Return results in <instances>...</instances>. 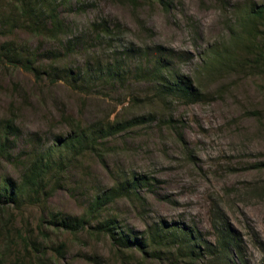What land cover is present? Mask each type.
Returning a JSON list of instances; mask_svg holds the SVG:
<instances>
[{
  "label": "rangeland",
  "instance_id": "1",
  "mask_svg": "<svg viewBox=\"0 0 264 264\" xmlns=\"http://www.w3.org/2000/svg\"><path fill=\"white\" fill-rule=\"evenodd\" d=\"M253 4L264 0H166L164 7L144 5L134 15L110 0H72L60 8L67 9L62 12L69 27L65 42L76 43L72 52L66 44L42 41L25 31H1L0 26V48L9 42L33 62L30 71L0 59V133L11 122L17 129L9 136L6 155H0V183H19L22 162L37 141L41 148H52L57 137L68 134L64 114L85 128L116 117L153 119L100 140L102 158L87 154L69 165L63 186L49 196L47 207L0 205V237L6 236L4 226L11 227L17 240L8 245L15 257L23 255L28 262L33 253L35 262L36 246L45 258L54 259L56 248L64 244L57 264H264V68L246 66L249 56L236 50L233 62L220 72L212 73L206 64L213 49L231 47L237 9ZM103 19L126 31L111 49L90 39L89 26ZM139 21L153 36L144 34ZM259 33L264 46V28ZM148 49L161 51L172 71L199 90L202 100L173 96L165 110L160 103L154 108L130 104L132 97L156 98V86L136 76L138 69L151 68V59L141 57ZM116 62L123 65V83L99 82L84 90L74 83L80 75L92 76ZM52 66L64 70L63 77L58 79ZM120 177L148 180L138 190L143 204L120 199L100 217L87 216L93 199ZM48 213H58L68 223L89 217L93 227L113 218L118 232L139 239L163 224L194 235L196 246L186 238L183 249L173 244L159 252L160 258L151 250L146 256L127 251V262L96 229L73 234L60 226L61 220L52 223ZM223 232L228 240L220 238ZM2 250L0 254L8 253Z\"/></svg>",
  "mask_w": 264,
  "mask_h": 264
},
{
  "label": "trees",
  "instance_id": "2",
  "mask_svg": "<svg viewBox=\"0 0 264 264\" xmlns=\"http://www.w3.org/2000/svg\"><path fill=\"white\" fill-rule=\"evenodd\" d=\"M72 0H0V11L9 10L6 16L0 13V26L1 31L3 28L6 30L25 31L33 36L40 38L42 41L55 42L59 45H65L67 50L73 51L74 46L71 41L65 42L66 32L69 30L68 24L62 16V12L67 9L68 4ZM114 4H119L130 8L135 15L141 7L147 6H165L166 0H110ZM239 18L236 24L231 26L232 31L229 38L231 47L227 49H213L208 53L206 63L208 70L212 73L220 72L228 68L235 59L233 50L237 53H243L249 57L245 58V65L253 68H264V46L259 43L261 39L260 31L264 28V4L263 5H249L244 9H237ZM140 22V21H139ZM140 28L144 34L153 36L152 31L148 30L143 22H140ZM125 29L119 23H112L103 19L102 21H95L89 26V35L92 43L108 44V49L116 46L125 35ZM1 36V35H0ZM76 44V43H75ZM73 47V48H72ZM232 48V49H230ZM256 51L252 53L253 51ZM129 53V51H128ZM142 58L151 59V68L138 69L136 76L140 79L147 80L152 85L156 86V98L152 100H142L140 98L132 97L130 104L136 106L144 105L145 107L154 108L155 104L164 107V110L169 104L168 100L173 101L172 97L176 96L187 102H198L204 97L199 90L193 89L190 84L179 76V73L172 71L170 65L164 60L162 52L159 50H149L141 52ZM0 59L6 60L10 63L20 64L30 70L33 62L25 57L24 52H18L9 42L3 43L0 48ZM237 60V59H236ZM250 62V63H249ZM235 63V62H234ZM243 65V67L245 66ZM53 74L59 75L58 79L63 77L64 70H57L52 66ZM70 77L71 74L69 73ZM37 78L39 76L35 74ZM126 75L123 70V65L120 62L116 64H106L104 67H99L97 72L92 75H80V79L74 80V83L79 84L82 90L92 87L99 82L106 85H116L123 83L126 80ZM78 82V83H77ZM93 82V83H92ZM63 124L69 129L65 137H57L54 140L52 148H41L40 141L34 145L31 152L27 154L23 165V173L21 180L18 184L9 183L5 181L0 183V205L9 204L13 206H22L28 203L30 206H43L47 207V200L54 191L61 188L64 182V175L69 165L76 162H82L87 154L100 155L99 141L105 140L108 137L115 136L124 130L134 128L150 122L153 119L146 116L136 117L134 119H120L116 117L113 121H107L106 124L102 123L98 126L85 128L81 121L75 119L70 115H63ZM172 118L167 120L166 124H171ZM17 131L13 123H8L4 130L0 133V155H6L7 147L9 145V136ZM121 178V179H120ZM119 181L103 193L95 197L88 208V215L91 219L98 218L104 214V209L108 205L114 204L117 200L126 199L132 204H143V199L139 193V186L141 184L147 185L148 180L145 178L120 177ZM153 181V180H152ZM5 208H2V210ZM49 214V213H48ZM51 222L55 223L60 221V226L73 234H79L85 227L89 229H96V234L105 236L109 239L111 246L114 248L117 257L120 259L126 257L127 262L131 257L126 256L127 251L137 250L146 256L151 250L154 257L159 256V252L164 249L171 248L173 244H178L180 250L183 246L190 242L196 246V239L186 234L185 231L179 228H167L163 224L156 225L150 232L148 237L138 238L118 232L119 227L116 219L108 218L104 221L97 222L96 226L89 225L88 218H80L73 223H68L58 213H50ZM88 219V221H87ZM6 236L0 237V248L7 250L6 254H0V264H57L59 256H64L65 245L61 244L56 248V255L54 259L48 260L42 255L43 251L35 246L34 251H37L34 259L31 262L33 253L28 255V262L25 261L23 255L15 257L13 248L8 245L15 237L11 232V227L4 226L2 229ZM181 233L180 236H177ZM41 235L45 237V232L40 231ZM220 236L222 240H228L230 236ZM185 239L187 240L185 242ZM17 240V237L15 238ZM21 242L26 240L21 238ZM39 247V246H38ZM1 251V252H2ZM12 255V256H11ZM41 255V256H40ZM14 259V260H12ZM26 262V263H24Z\"/></svg>",
  "mask_w": 264,
  "mask_h": 264
}]
</instances>
